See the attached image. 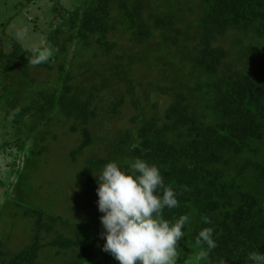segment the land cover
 Returning a JSON list of instances; mask_svg holds the SVG:
<instances>
[{"label": "trees", "instance_id": "1", "mask_svg": "<svg viewBox=\"0 0 264 264\" xmlns=\"http://www.w3.org/2000/svg\"><path fill=\"white\" fill-rule=\"evenodd\" d=\"M152 1L79 0L71 8L52 2L49 22L40 30L53 52L47 63L33 65L38 49L18 42L10 50L0 48V70L20 76L16 86L15 76H8V102L18 105L13 128L26 125L28 130L13 144L24 152L29 140L43 142L48 135L35 134L37 128L52 119L65 121L81 137L71 152L75 162L96 141L90 123L103 121L109 127L120 107L129 103L135 111L130 127L115 131L106 145L108 141L97 138L106 147L105 156L84 160L77 177L96 187L108 163H117L126 174H132L137 158L155 165L178 200L177 207H165L163 218L174 224L183 215L189 217L182 231L206 252L203 264H254L249 253L264 254V0H190L185 11H198L186 24L179 14L181 0H158L164 10L153 7L145 15ZM231 32L230 56L218 40ZM124 33L130 42L144 46L139 53L108 41L110 35ZM155 34L156 44L149 42ZM149 50L159 55L148 57ZM150 59L162 66L151 74L139 70L141 64L151 70ZM101 65H106L105 73H100ZM32 70L55 79L21 105L18 98L13 101L14 94L23 99L28 82L33 83ZM77 78L79 89L73 86ZM116 82L123 93H111ZM152 95L168 98L162 112H156ZM102 96L113 98L104 115L97 103ZM142 101L151 105L145 107ZM98 199L88 221H64L35 206L24 208L20 213L31 223L30 241L13 253L8 236L0 233V264H52V257L59 264H90L98 254L103 259L99 264H119L102 250L106 240L100 235L104 229ZM12 204L16 210L22 207L17 201ZM205 227L213 228L217 245L210 251L206 244L195 243ZM44 249L49 250L40 259ZM71 251L73 256L63 257Z\"/></svg>", "mask_w": 264, "mask_h": 264}, {"label": "rangeland", "instance_id": "2", "mask_svg": "<svg viewBox=\"0 0 264 264\" xmlns=\"http://www.w3.org/2000/svg\"><path fill=\"white\" fill-rule=\"evenodd\" d=\"M77 1L79 0H0V48L10 50L12 42H18L28 48H48L45 35L40 30L46 27V23L49 22L48 11L52 2L61 4L65 8H71V5ZM189 1H179L183 12L179 14L184 16L185 24L194 20L198 11V9L189 13L185 11ZM153 7H158L159 11L164 10L160 7L158 0H153L144 10V14L151 13ZM180 26L183 27L182 23ZM18 33H23V35H18ZM234 35L231 32L223 39L218 40V44L224 46L229 51L230 56L232 55L230 44ZM156 36L155 34V37L149 42L156 44ZM129 39L128 33L112 34L108 41H115L121 48L130 49V53H139L144 46L135 45ZM156 53L158 52L149 50L145 55L148 57H150L149 54L152 55L151 57L159 55ZM81 55L82 51L78 52L77 57L80 58ZM150 62L151 70L146 64H141L139 70L151 74V71L155 73L157 68L162 66L155 64L151 59ZM106 65L108 66V64ZM106 65H101L100 73H105ZM6 66H9V63H6ZM73 70L76 73L79 72L76 64ZM9 73L11 72L6 74L5 71L0 70V233L2 236H8V246L14 253L29 243L31 238V223L23 219L20 213L26 207L41 208L47 214L58 216L64 221L77 222L78 217L88 221L86 217H89L91 210H93L94 201L98 198L96 190L99 186L88 185L85 177H77V173L87 158L105 156L106 147L97 141V138L108 141L105 145L108 144L115 131L130 127V119L135 115V111L129 103H125L120 107V113L111 119L109 127H104L103 121L102 123L97 121L95 124L91 122L89 127L96 141L78 154L75 162L71 160V152L78 146L81 137L78 133H71L69 124L65 121L60 123L52 119L37 128L35 134L44 132L48 135H45L43 142L39 139L29 140L25 145L24 152H20L15 149L14 139L16 136L20 139L24 138L28 130L26 125L13 128L12 117L15 113V107L18 109V105L14 104L15 102L9 104L10 99H8L6 92L10 90L12 84L16 86L20 76L17 71L12 70L11 74L15 76V79L11 84V81L8 80V76L11 75ZM30 73L35 80L32 79L33 83L28 82L29 87L24 91L23 99L21 100L19 97V92L14 94L16 98L13 101L18 98L21 105L29 103L32 94L51 87L48 82L55 79L49 77V74L44 71L32 70ZM168 73L170 74L169 71ZM105 76L107 77V75ZM77 80L79 78L74 79L73 83L75 89H79L77 85L79 81ZM141 82L145 83L144 80ZM110 88L111 93H123L124 90L121 85H117V82L113 83ZM140 90L141 88H137L135 92L140 93ZM124 95L126 98L129 97L126 93ZM112 101L113 98H106L105 96L97 98L99 111L104 112L103 115ZM151 101L157 103L155 110L160 113L166 107L168 98L152 95ZM142 102L145 107L151 105L149 102ZM7 142L9 147L3 146ZM40 146L45 148L41 154H38L37 151ZM13 201L19 202L22 205L21 209L16 210L13 207ZM45 250L48 251L49 249L41 251L40 259H42ZM177 251L179 254L177 264H203V256L200 255L202 251L189 241L187 235H184L178 242ZM71 252H67L63 257L68 258L69 254L71 256L75 254L73 251ZM59 260V258L52 257L51 263L59 264ZM182 260L184 263H181ZM101 262H103L102 255L98 254L90 264ZM43 263L44 261H42Z\"/></svg>", "mask_w": 264, "mask_h": 264}, {"label": "clouds", "instance_id": "3", "mask_svg": "<svg viewBox=\"0 0 264 264\" xmlns=\"http://www.w3.org/2000/svg\"><path fill=\"white\" fill-rule=\"evenodd\" d=\"M52 55L50 48L35 50L31 63H47ZM131 169L132 174H126L111 162L96 179L98 211L103 213L100 223L104 231L100 235L106 240L102 250L119 264H177L178 242L184 237L182 228L189 217L183 215L174 224L163 218L165 207H177L178 200L173 188L165 186L157 166L137 158ZM205 223L210 221L205 218ZM195 243L214 249L213 228L201 230ZM248 259L264 264V254L258 252L249 253Z\"/></svg>", "mask_w": 264, "mask_h": 264}]
</instances>
